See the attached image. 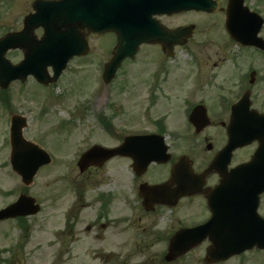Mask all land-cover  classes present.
Listing matches in <instances>:
<instances>
[{"label": "flooded vegetation", "instance_id": "af4514ba", "mask_svg": "<svg viewBox=\"0 0 264 264\" xmlns=\"http://www.w3.org/2000/svg\"><path fill=\"white\" fill-rule=\"evenodd\" d=\"M210 2L205 11L183 12L178 0H144L149 41L132 59L123 60L113 80L105 85L102 71L116 35L87 38L88 44L96 41L105 53V60L101 54L97 62L101 86L94 107L107 99L111 103L109 114L100 110L98 120L102 115L126 130L118 133L111 126L113 136L86 144L72 160L73 168L66 174V196L50 200L51 213L62 212V228L45 235V246L36 245L33 253L37 257L40 249L50 251L46 257L40 255L38 262L227 264L233 258L214 261L208 257L210 251L222 250L216 247L222 220L236 212L246 220L254 211L264 219V191L255 210L245 204V198L239 206L212 205V199H222L211 195L221 176L217 170L208 171L229 137L242 136L241 140L249 141L232 151L225 169L248 162L257 152L260 179L264 172V0ZM29 8L31 12V4ZM190 14L196 19L183 21ZM199 18L208 30L197 29L201 28ZM187 25L193 26L192 34L181 45L177 31ZM21 29L22 20L10 31ZM41 32L36 30V36ZM254 37L262 40L255 44ZM8 116L10 119L12 113ZM129 135L148 138L129 141ZM23 137L50 151L57 148L51 136L42 140ZM61 138L57 140L73 145L69 136ZM2 141L5 166L10 169V136H2ZM123 143L127 144L120 153L91 159L81 170L80 156L93 145L117 149ZM142 148L146 153L137 154ZM154 154L161 156L151 159ZM22 193L21 187L18 195ZM204 226L196 231V238L183 233ZM244 227L252 226L245 222ZM262 229L260 224L258 231Z\"/></svg>", "mask_w": 264, "mask_h": 264}, {"label": "rangeland", "instance_id": "374dc122", "mask_svg": "<svg viewBox=\"0 0 264 264\" xmlns=\"http://www.w3.org/2000/svg\"><path fill=\"white\" fill-rule=\"evenodd\" d=\"M31 2L32 0H0V34L3 29H15L20 26L24 15L30 12ZM195 19L193 14L188 15V18L187 16L183 17V21ZM198 21L201 26L204 19L199 18ZM205 28L207 29V25L206 27L202 25L197 29L200 31ZM105 43L107 44L104 41ZM89 48L87 57L74 58L68 62L56 87L52 90L51 96L53 97L46 95L48 94L46 88L36 87L33 80V82L28 81L25 85L18 83L11 85V101L6 103L12 110L11 112L26 117L27 127L24 129L23 135L34 136L39 140H42L43 136H51L50 138H55L57 148L54 149L55 152H51L53 161L51 166L42 168L34 177L33 183L27 187L30 196L44 203L42 212L30 218L29 228L33 233L29 236V242L21 243V232L14 227L12 222L0 223V264H2V260H9L11 254V260L20 259V264H49L46 261L43 263L37 261L38 257L41 261L40 255L46 257L50 252L46 250V247L39 250L38 257L33 252L37 249L36 245H46L45 241L48 237L45 235L48 232L62 228V212L60 211L56 215L52 214L50 200L59 196L63 199L66 196V174L70 172V167L73 168L74 155L72 152L80 153L86 144L103 141L102 136H113L98 120L100 110L109 114V105H106V101L103 100V102H99L98 107H94L93 100L101 86L95 61L98 56L104 54V51L99 48L96 41L90 42ZM8 58L16 62L21 59V54L18 51L9 52ZM43 100L45 103L42 102ZM42 104L47 107L43 113H41ZM113 104L116 106V101H113ZM5 106L2 107L0 100V144L3 143L2 136H8V111L10 110ZM116 122L122 124L119 121ZM116 122L114 123L118 125ZM61 136L70 137L69 142L73 143L71 149L65 143H63L64 148H61L62 141L57 140L62 139ZM6 161V152L0 145V208L13 199L14 194L10 196L7 194L16 191L20 185L18 178L4 166ZM20 243L23 246L22 250L16 247ZM12 249L15 250L14 253H11ZM254 258L248 256L247 262L237 259L231 260L227 264H254L256 261ZM257 259L261 261L259 264H264V252H260Z\"/></svg>", "mask_w": 264, "mask_h": 264}, {"label": "water", "instance_id": "95a60500", "mask_svg": "<svg viewBox=\"0 0 264 264\" xmlns=\"http://www.w3.org/2000/svg\"><path fill=\"white\" fill-rule=\"evenodd\" d=\"M66 1L67 0H61L59 3L63 4ZM201 3H202V1L198 0V1L194 2L193 7H197V5H201ZM42 10L38 9L39 17L41 16V11ZM60 13H62L61 15H64L65 17L69 16V14H70V12H68V11L60 12ZM35 18H36V14L33 17L26 18L25 22H24L25 30L30 35H31V29H28V27H31V23H32L33 20H35ZM48 19L49 18H44V20H42V21L40 20L41 24L43 25V27L45 29H46V27L49 25V23L51 21V20H48ZM77 20H78V22L81 21V20H79V18H77ZM79 26H80V24H78V27ZM23 34H25V32ZM17 35L21 36V34H19V33ZM14 36H16V35H13V34L12 35H7L5 38L0 40V86H4L5 85V81H3L2 78H1V66H4L3 68L5 70V74L11 75L10 79L12 77H14V78L15 77H24L28 73H33L39 81H43V79L46 77L45 67H46L47 64H51V65L54 66V63L55 64L57 63V65L54 66V70H55L54 73H55V77H56L57 74L64 67L66 60L68 58H70L74 54H80L81 51H82L81 49L84 47L83 45H82V48H80V45H73V46L69 45V48L64 50V51L63 50L60 51V54H54L53 50H45L43 52H39V54H41V53H44V54L42 56L38 57V59L36 60V62L40 65L37 68L38 70H36V69L27 70V69H22V68L27 62H29V60L36 59V57H31V55H30L31 52L33 50H35V48L29 49L27 46L17 42L16 38ZM44 36H46V35H44ZM185 37H186V35L184 34V38ZM138 38H139V40L141 42L143 40H145V38H143V37H138ZM122 46L123 45H120V47H119L120 53H129V52L132 51V49H126V51H123L124 49L122 50ZM17 47L23 48V53L25 55V61L26 62L24 61L25 64L22 67H21L22 64L19 65V66H16V67H10L9 65H6V62L3 60V55H4L5 51H6V49H8V48H17ZM55 52H57V50H55ZM20 135H21L20 129L16 130L15 133L12 132V136H20ZM13 148H14V146H13ZM13 152H14V150H13ZM85 156H86V154L83 155L82 159H84ZM32 163H33L32 161L29 162V166H30L29 167V171H27V172H23V171L18 172V173H20V174H22L24 176L23 182L25 184L29 183L31 181L32 176L35 174L37 168L41 165V163H39V162H35L34 164H32ZM43 163H46V161H44ZM248 166L254 168L255 160H253ZM250 180H252V179H250ZM32 203H33L32 199H29V198L21 199L20 198L15 205L9 207L8 209L0 211V220L4 219V218L11 217L13 215L34 214L36 212V208L32 207ZM26 206H27V208H29V207H31V208H29V210H27V211H24V208L22 209V207H26Z\"/></svg>", "mask_w": 264, "mask_h": 264}]
</instances>
